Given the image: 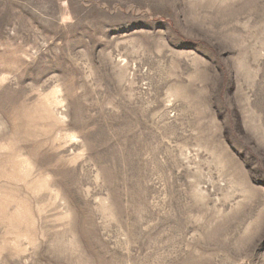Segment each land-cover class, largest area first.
<instances>
[{"label": "rangeland", "instance_id": "374dc122", "mask_svg": "<svg viewBox=\"0 0 264 264\" xmlns=\"http://www.w3.org/2000/svg\"><path fill=\"white\" fill-rule=\"evenodd\" d=\"M0 264H264V0H0Z\"/></svg>", "mask_w": 264, "mask_h": 264}]
</instances>
